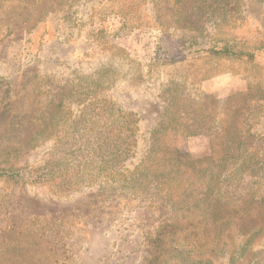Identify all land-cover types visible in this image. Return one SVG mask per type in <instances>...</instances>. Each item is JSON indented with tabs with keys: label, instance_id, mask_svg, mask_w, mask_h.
I'll list each match as a JSON object with an SVG mask.
<instances>
[{
	"label": "rangeland",
	"instance_id": "1",
	"mask_svg": "<svg viewBox=\"0 0 264 264\" xmlns=\"http://www.w3.org/2000/svg\"><path fill=\"white\" fill-rule=\"evenodd\" d=\"M217 1L206 11L214 0H0V170L21 175L0 178V264H149L159 233L178 221L155 185L39 178L34 170L62 154L58 139L84 136L75 127L132 114L131 170L169 116L195 131L180 147L193 159L210 156V139L233 140L240 162L264 159V0ZM225 41L249 46L254 60L201 50ZM230 198L263 201L264 161L258 178L234 180Z\"/></svg>",
	"mask_w": 264,
	"mask_h": 264
},
{
	"label": "trees",
	"instance_id": "2",
	"mask_svg": "<svg viewBox=\"0 0 264 264\" xmlns=\"http://www.w3.org/2000/svg\"><path fill=\"white\" fill-rule=\"evenodd\" d=\"M217 4L218 1L214 0L200 9L212 10ZM133 11V3L121 11L124 23ZM196 37L204 38V35ZM201 50L216 59L253 61L255 57L249 46L227 41L221 47ZM109 118L103 125L87 127L86 130L75 127L78 132L83 131L81 138L58 139L55 151L61 149L59 153L62 154L53 153L34 170L39 172V178L54 181L63 178L71 184L86 181L88 186L106 179L132 187L137 192L150 190L154 185L156 189L166 191L173 216L178 221L159 233L149 264H218L213 260L215 254L223 258L220 264H240L256 247L260 248L262 255L259 251L260 257L253 264H264V199L259 202L252 199L249 207L243 208L230 198L236 178H258L263 158L253 153L240 162L241 155H234L233 140L210 139V156L193 159L180 147L184 141L181 138L189 133L193 135L195 131L178 121L172 122L177 117L169 116L155 130L150 152L131 170L127 167L134 159L138 143L137 121L132 114H126L122 121L118 117L112 121ZM75 153L79 154L74 156ZM0 178L17 181L21 175L0 170ZM251 208L262 217L253 219Z\"/></svg>",
	"mask_w": 264,
	"mask_h": 264
}]
</instances>
